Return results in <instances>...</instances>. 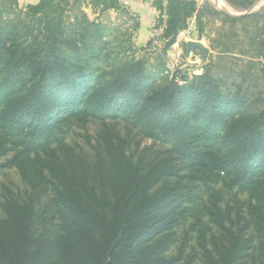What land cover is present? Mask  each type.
I'll list each match as a JSON object with an SVG mask.
<instances>
[{"label": "trees", "instance_id": "trees-1", "mask_svg": "<svg viewBox=\"0 0 264 264\" xmlns=\"http://www.w3.org/2000/svg\"><path fill=\"white\" fill-rule=\"evenodd\" d=\"M227 1L241 11L257 2ZM86 2L95 14L127 11L120 0L74 4ZM154 4L164 56L195 18L206 53L238 52L264 76V7L231 15L196 0ZM66 6L40 0L15 11L18 0H0V160L10 156L0 170L17 168L30 189H8L2 203L0 264H179L184 245L168 251L189 219L206 264H264V100L205 59L192 77L164 61L150 68L133 36L121 47L108 40L118 31L86 12L67 21ZM207 17L219 20L217 37ZM89 120L103 125L93 170L66 143ZM108 120L164 148L129 155Z\"/></svg>", "mask_w": 264, "mask_h": 264}, {"label": "rangeland", "instance_id": "rangeland-1", "mask_svg": "<svg viewBox=\"0 0 264 264\" xmlns=\"http://www.w3.org/2000/svg\"><path fill=\"white\" fill-rule=\"evenodd\" d=\"M63 5H67L68 13L66 14V20L71 21L75 18L80 12H86L88 14L89 19L98 20L106 25L107 29L117 30L118 32L113 33V36H108V40L117 42L121 47L128 48L131 43L130 39L134 33L136 27V20L132 18L129 12L125 10L118 11V15L115 16L114 13H109L108 11H100L95 15L94 11H90L91 7L87 5V2L82 5L75 6V0H58ZM20 4V7L15 8V11H18L21 8L25 7V4ZM71 6L75 7L74 9H70ZM262 6H259L257 9L261 10ZM14 9V7L12 6ZM90 8V9H89ZM115 16V17H114ZM114 17V19H113ZM207 31L211 32V37H217L214 33V30L218 28H222L219 20L216 21L212 17L206 18ZM228 27V26H227ZM117 28V29H116ZM212 29V30H211ZM240 29V26H237V31ZM239 32V31H238ZM159 33V30H158ZM160 34H154L151 40L146 43L144 46H138L134 40V48L132 49L136 56L144 57L148 59V67L154 68V66H159L163 61L167 63L168 53L164 56L162 53V42L159 38ZM154 38L157 40V43L154 44L155 47L151 46L149 43H153ZM205 38V39H204ZM118 40V41H116ZM191 40H202V43L210 48V43L207 37H202L201 39L196 36L191 37ZM184 43V42H182ZM150 45V47H149ZM186 47L185 43L183 45ZM120 47V48H121ZM119 49H113L115 52L119 51ZM147 49H150L149 51ZM126 50V49H125ZM111 51V49H109ZM122 51V50H120ZM131 54L132 51H131ZM192 62L189 63V66L184 69H179L180 72L188 75V77H192L193 71L198 70L196 74H201L203 68L201 63L203 59H205V64L209 65L211 71L220 76L228 77L229 81H239L242 82L243 85H247L250 89L254 90L255 96L258 101L264 100V76L260 71V65H257V68L253 71H248V62L249 58L242 56L238 52L232 54H220L217 50H210L209 53H204L202 56L199 53V50H195L193 54L190 56ZM256 63L257 60H255ZM101 64V62H99ZM102 66H106L105 64H101ZM246 76L245 78H242ZM108 125L110 128L121 138L126 140L127 143V153L129 155L138 156L146 149H161L164 146L154 139H150L141 134L138 129L128 127L124 122L120 120H108ZM103 131V125L98 121L89 120L86 126H82L79 123H75L72 125L68 135L66 136V143L71 145L79 156V159L91 170L94 169L97 164V153L95 148L98 147L99 142H101V134ZM10 156L2 158L0 160V164L5 163ZM222 184L217 186L216 188L220 189ZM8 189L15 191L16 193H20L23 197L29 194L30 189L28 185L23 181L19 171L17 168H5L0 170V218L3 217L2 203H4L6 195L8 194ZM237 197L244 201L248 198L246 193H237ZM226 201H230L231 204L233 200L230 196H225ZM205 223L211 232H216V228L206 217L204 218ZM193 219L187 220L185 223L180 225L175 230V242L171 245L170 250L168 251V255L174 256L177 255L179 249L184 245V255L183 259L179 262V264H206L200 252V248L198 246V233L197 230L193 229ZM196 255V257L191 259L189 262V257L192 255ZM189 262V263H188ZM60 264H63L60 262Z\"/></svg>", "mask_w": 264, "mask_h": 264}, {"label": "crops", "instance_id": "crops-1", "mask_svg": "<svg viewBox=\"0 0 264 264\" xmlns=\"http://www.w3.org/2000/svg\"><path fill=\"white\" fill-rule=\"evenodd\" d=\"M40 0H18L21 4H36ZM199 7L204 6L205 4H210L213 7L222 10V11H228L231 13V15H242L249 13V10L252 9V12L258 11L260 9H257L259 6H262L261 9L264 7V0H257V2L249 9L241 11L238 8L233 7L227 0H196ZM122 6L130 13L132 18L136 20V27L134 30V40L136 45L138 46H144L146 43H148L151 38L154 36V34H160L161 32L155 29L154 24L157 15L159 14V11L156 9L154 0H120ZM125 2L128 3L127 6H125ZM90 9V8H89ZM92 11V9H90ZM109 13H114L115 16L118 15V13L114 10L108 11ZM98 15V14H95ZM114 16V17H115ZM113 17V19H114ZM195 27L194 32H196V20L195 18L191 21ZM205 39V38H204ZM191 41V38L187 37L186 30L181 32L178 36L177 43L175 44V47H178L180 50H182L185 55L186 51L183 45L185 43ZM202 42V40H200ZM184 42V43H182ZM204 44V43H203ZM206 47V46H205ZM207 49V47H206ZM197 50V49H196ZM199 50V49H198ZM200 53V50H199ZM201 54V53H200ZM190 58V57H188Z\"/></svg>", "mask_w": 264, "mask_h": 264}, {"label": "built area", "instance_id": "built-area-1", "mask_svg": "<svg viewBox=\"0 0 264 264\" xmlns=\"http://www.w3.org/2000/svg\"><path fill=\"white\" fill-rule=\"evenodd\" d=\"M124 4H125V6L128 5L127 2H125ZM157 18H158V15L156 17L154 27H156V25H157ZM194 27H195V25L192 22H190L189 27L186 29V33H187L188 38L193 37ZM158 30L162 33L161 28ZM153 43L154 44L157 43V40L155 38H154ZM167 57H168L167 68L171 72L180 71L181 69L187 68L189 66V63L192 62L191 58L186 57L185 53L182 50H180L178 47H175V45H173L170 48V50L168 51ZM197 72H199V71L194 70L193 74L195 75Z\"/></svg>", "mask_w": 264, "mask_h": 264}, {"label": "water", "instance_id": "water-1", "mask_svg": "<svg viewBox=\"0 0 264 264\" xmlns=\"http://www.w3.org/2000/svg\"><path fill=\"white\" fill-rule=\"evenodd\" d=\"M225 12L226 13H229L228 11H225ZM250 12H252V9L249 10V13ZM229 14H231V13H229ZM196 49H199L200 50L201 56L206 51L205 45L200 40H191V41H188L186 43V48H185L186 57H190Z\"/></svg>", "mask_w": 264, "mask_h": 264}]
</instances>
